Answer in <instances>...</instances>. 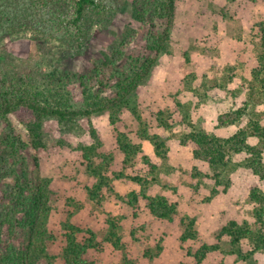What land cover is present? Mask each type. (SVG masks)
Returning a JSON list of instances; mask_svg holds the SVG:
<instances>
[{"label": "trees", "instance_id": "16d2710c", "mask_svg": "<svg viewBox=\"0 0 264 264\" xmlns=\"http://www.w3.org/2000/svg\"><path fill=\"white\" fill-rule=\"evenodd\" d=\"M127 2L132 12L121 30L122 40L116 38L110 43V54L104 52L89 69L63 70L57 62L41 60L50 57L49 47L22 62L9 52L2 54L0 264H101L100 257L109 249H113L115 258L107 264H151L165 248L182 256L177 264H264V19L254 18L251 41L244 39L242 22L235 21L228 42L231 52L238 51L234 64L223 66L217 74L190 72L181 78L170 98L183 117L172 122L171 107L153 112L150 118L137 106L132 107L129 97L152 75L160 55L169 52L178 0ZM195 2L203 3L190 0ZM260 2L264 8V0ZM119 12L116 0H0V31L17 37L32 32V36L50 44L56 38L60 47L79 55L86 50L95 28L101 30ZM38 24H48L53 32L43 31ZM217 26L218 19L214 28ZM138 38L143 41V49L127 53L126 48ZM66 57L64 51L59 59ZM184 57L191 61L188 52ZM107 69L111 70L109 74ZM236 78L242 81L231 94L237 99L216 109V128L226 134L206 128L200 120L203 117L195 116L193 108L208 101L212 87L227 88ZM189 94L199 101L191 98L183 103L181 96ZM21 107L34 115L25 136L9 128L10 115ZM102 111L109 112L108 140L92 127L93 141L80 144L72 159L89 180L82 181L80 198L73 195L66 176L60 175V186H56L51 176L30 174L28 154L45 146L47 120L54 119L71 129L81 119ZM126 111L131 112L128 121ZM178 124L182 126L180 132L176 130ZM173 139L180 151L190 154L192 169H186L180 157L172 158ZM146 146H151L153 153ZM34 159L39 166L37 154ZM60 161L56 167L64 171L68 163ZM225 170L245 172L253 182L245 197L248 207L239 209L241 220L231 218L212 243L204 242L193 250V240L200 239L205 229L197 216L182 211L179 198L189 187L198 194L203 178L208 177L214 180V186L205 200L213 201L222 192ZM60 193H64V204L57 207L55 195ZM119 206L121 213L116 214ZM56 210L62 214L58 228L51 222ZM96 212L104 216V225L100 220L94 222ZM142 214L149 221L137 224L135 219ZM129 216L131 224L124 228ZM175 221L181 225L179 230L173 228L170 233L162 231L152 237L156 226L170 228L168 224ZM139 240L144 249L129 253L128 243ZM244 243L249 249L243 248ZM139 255L143 263L138 262Z\"/></svg>", "mask_w": 264, "mask_h": 264}, {"label": "rangeland", "instance_id": "374dc122", "mask_svg": "<svg viewBox=\"0 0 264 264\" xmlns=\"http://www.w3.org/2000/svg\"><path fill=\"white\" fill-rule=\"evenodd\" d=\"M127 1L130 0H116L122 12H119V14L101 30L99 27H96L86 50L83 54L79 55L69 53L70 49L68 47H60L61 45L59 43L61 42L56 38L54 39V44H50L46 43L44 39L38 36H32V32H29L26 37H17L11 33L6 34L0 31V63L1 59L4 57L2 55L4 52L11 53L16 57L17 62H22L23 60L29 59L35 53L41 52L42 48L49 47L51 51L50 57H42L40 58L41 60H50L53 63L57 62L58 66L63 70L79 71L89 69L93 61L103 58L104 52L110 54V43L116 41V38H118V42L122 40L121 30L123 26L127 24L126 18L132 12L131 4ZM202 1L203 3H190V0H178L177 21L168 49L169 52H163L160 55L159 61L152 71V75L145 82L140 84L138 89L129 97L130 105L132 107L137 106L139 110L143 111L145 116L151 118L153 112L171 107L173 111L171 121H181L183 114L181 110L177 109L174 101L170 98L171 93L178 87V82L181 78L190 72L209 75L214 73L217 74V71L223 68V66L234 64L236 62L235 56H237L238 51L231 52L228 42L230 40V34L234 30L235 21L238 22L240 20L242 22L244 27V39L246 41H251L254 18L260 20L264 19V8L260 5V1L262 0H257L258 2L256 3H253L251 0ZM224 13L225 16H223ZM216 19L219 20L220 26L214 28ZM228 22H230L231 25H228ZM38 25L42 26V24ZM133 25L138 28V24L134 20ZM42 27L43 31L53 32L51 26H48V24H44ZM142 45V39L138 38L126 48V51L127 53H139L140 49H143ZM205 47H207V49H205ZM64 51L67 52L69 57L61 60L59 57L64 55ZM185 52H188L189 57H191L190 62L186 61L184 57ZM110 71V69H107L108 74ZM241 82L239 78H236L227 88H221L219 86L212 87L208 91L210 95L208 101L202 104L198 109L193 108L195 116L203 117L200 120L203 121L206 128L217 133L226 134V132L216 128V109L223 106L225 107L229 104L231 105V103L237 99L231 96V94ZM77 91L80 92V90ZM181 98L183 103H186L191 98L199 101L198 97H194L190 94L185 97L181 96ZM222 98L223 100H221ZM130 114V111L124 113V117L127 121L128 119L130 120ZM10 119L12 123L9 128L14 127L17 134H23L25 136L26 127L33 121L34 115L31 110L21 107L10 115ZM92 127L100 131L108 140V134L110 132L109 112H97L91 117L83 118L71 129L60 126L54 119L47 120L43 131L45 146L39 150H33L32 153L29 152L28 154L26 167L30 174L33 176H51L54 178L56 186H60V175L66 176L65 179L70 180V185H68V187L74 190L73 195L80 198L81 188L84 185L82 181L89 182V180L84 176L82 167L75 161L73 162L72 159H75L74 155L78 152L77 147H79L80 144H90L93 141L91 136ZM181 127L182 126L178 124L176 130L179 132L182 131ZM3 129L4 126L0 125V131H3ZM232 133L233 130L230 131V134ZM171 142L173 149V152H171L172 158L176 159V157H180L184 167L186 169L187 167L192 169L193 161L190 159V154L187 151H180L175 139ZM108 143L110 147H113L110 140ZM146 147L147 149L150 148L152 152L151 146ZM35 154H37L40 159L39 166L35 163ZM60 159L68 163L67 168H64L65 172L60 171V169L56 167L59 162H62ZM141 162L142 161H140L139 165ZM143 168L144 166L142 169ZM203 170L206 171L207 168L203 167ZM226 170H228V168ZM229 178H231V183L228 187V191H225L224 188ZM203 180L204 183L201 184L198 194L195 193L196 190L194 187L191 188L188 186L190 189L184 190L183 196L181 199L179 198L182 211L192 216H197L199 224L205 229L200 239L197 241L193 240L196 242L192 244L193 250H196L204 242L212 243L216 233H218L231 218L235 217L241 220L239 209L242 207L244 210L247 209L248 204L245 197L249 187L253 183L245 172L230 173L226 171L223 173L224 182L220 188L222 192L213 201H206L205 198L210 195V190L214 186V180L208 177H204ZM194 181H196V179ZM62 195L61 193L55 195V198L58 199L56 201L57 207L64 204V197ZM106 199H110L109 194ZM91 207H93L92 204ZM142 207H144V204ZM115 213H121L120 206L115 210ZM61 216V212L57 210L53 212L51 218L53 227H60ZM93 217L95 223L97 222L96 220H100V225H104V216L102 214L96 212ZM144 217L145 219H143ZM127 218L123 222L124 228L129 227L131 224L132 216ZM135 220L137 224L146 221L148 223L149 221L146 215L143 214L140 218ZM77 221H79V218ZM150 221H152L151 218ZM168 225H170V228L156 226L153 229L152 237H155L156 233L160 235L162 231L170 233L173 228L181 227L178 221L171 222ZM148 229L150 228L148 227ZM177 230H179V228ZM222 245L224 246L223 243ZM227 247L228 246H224L223 248L227 249ZM243 248L245 250L249 249L247 243L243 244ZM140 249H144L140 244V240L139 242L130 241L128 243L127 250L129 253L138 254V250ZM113 258H115V252L113 249H109L105 255L100 257L101 260H99V262L101 264H107V261H112ZM142 258L143 256L139 255V263H143ZM219 258H221V254ZM181 259L182 256H175L172 254L170 248H165L163 253L151 264H177ZM147 264H149L148 261Z\"/></svg>", "mask_w": 264, "mask_h": 264}]
</instances>
